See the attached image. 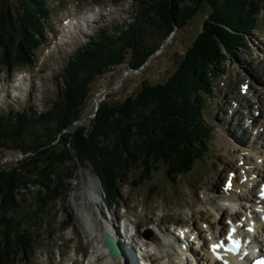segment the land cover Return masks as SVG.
<instances>
[{"label": "trees", "instance_id": "16d2710c", "mask_svg": "<svg viewBox=\"0 0 264 264\" xmlns=\"http://www.w3.org/2000/svg\"><path fill=\"white\" fill-rule=\"evenodd\" d=\"M142 1L149 5L145 4L142 16L154 13V20L167 34L174 27H184L205 3L210 6V12L179 67L164 83L155 86L142 84L123 102L102 104L88 127H79L59 138L58 133L54 136L46 135V132L34 133L21 126L11 132L0 131V148L5 145L6 149L17 150L23 155L29 153V157L17 160V165L10 171H0L1 264L9 263L20 254L25 256L33 249L31 232L24 226V221L31 216L32 222L39 218L37 211L20 219L7 218L6 213L17 211L30 186L38 188L40 211H43L46 204L56 199L65 188L70 175L62 177L60 169L63 167L68 170V167H78L77 162L89 163L106 195L113 197L116 182L139 163L156 162L165 168V175L171 177L172 173L186 172L194 160L199 159V152L192 148L193 143L197 146L192 125L196 112L190 110L193 92L204 90L209 74L220 68L223 58L219 45L223 44L232 55L239 47L246 46L242 34L250 32L253 14L264 0H222L221 5H215L216 0ZM36 4L37 0H11L5 9L0 8V32L6 34L9 26L18 25V52L33 46L28 33L38 21ZM137 28L138 23L111 47L101 43L97 48L111 54L118 53V56L121 50L128 49L136 65L130 66L138 69L153 53L154 47H149L142 36L136 42ZM27 57L25 55L23 59ZM97 58L102 60L104 53ZM71 69L73 82L84 76L89 80L103 70L91 52L87 58L72 64ZM72 95H76L75 90ZM84 96L85 93L81 98Z\"/></svg>", "mask_w": 264, "mask_h": 264}, {"label": "rangeland", "instance_id": "374dc122", "mask_svg": "<svg viewBox=\"0 0 264 264\" xmlns=\"http://www.w3.org/2000/svg\"><path fill=\"white\" fill-rule=\"evenodd\" d=\"M0 1L5 2L6 4L10 0ZM55 1L58 0H49L48 4L53 5ZM79 1L87 2L88 0ZM168 1L169 3L173 2L172 0ZM219 1L220 0H216V2ZM130 2L134 4V14L135 0H128L127 4ZM125 5L126 3L122 4V6ZM146 5L149 6L148 4ZM207 11H210V6H208V8L205 6L204 9H200V12L195 17H192L186 26L182 28H176L163 42L161 41L164 39V30L160 26L155 27L154 25L146 24V33H143L140 36L143 37L149 47L159 46V49L156 51L155 55L150 58V60L146 63L145 67L141 71L129 73V76L126 77L122 82H119V79L124 73L123 71L129 70V65L134 63L131 51L124 56L123 64L113 66L112 70L104 71L102 74L95 76L88 88L89 97L86 103L81 107L82 116L84 114L88 115L91 110H93L95 94L102 89L117 86L116 88L110 91L108 90L109 93L103 95L100 100L101 102L106 101L111 104H118L124 101L128 96L134 95L140 89L143 83L155 85L164 82L177 69L185 51L191 46L193 40L200 32L205 13ZM51 14L53 13H50V15ZM115 16L119 17L120 15L115 14ZM112 21L115 23H119V20L117 18H114ZM257 25L258 26L253 31V34H260L261 41L258 42V39L255 40L246 51L241 52V57L239 59L243 63L242 66L239 65L238 67V65H236L237 67H235L234 65L230 66L229 63H227L228 65L225 67V69H228L230 77H233L234 72L239 70L241 67L242 69L240 72H244L246 68V63L253 62V60L255 59V55H257V52H262V48L264 47L260 43L264 42V24L257 20ZM14 27L15 26L10 28L12 32ZM150 27H152V29H150ZM108 32L111 33L110 30H108ZM140 36L136 38V42L140 41ZM223 47L225 46L223 45ZM117 56L118 53H114L111 54L110 58L112 61H115ZM225 60L226 59H224L223 62L220 63L221 67L225 66ZM235 61L236 60H234V62ZM215 65L217 66V64ZM256 74V71H250L251 76L256 77ZM259 79H261V77H259ZM226 81L227 80L224 79L222 83ZM258 87L259 89H264V86L262 84H256L253 81L252 88L258 91ZM209 95H211V93H209ZM43 103L49 104L50 102L44 100ZM39 112H41V108H38L37 113ZM1 113L6 114V111H1ZM210 113L211 105L208 104L205 119L208 126L212 127V138L214 140H218V135L215 131L216 126L214 125V122L210 119ZM229 118L230 122H232L233 117L230 116ZM238 121H240V119ZM230 126V124L225 126L226 131L229 132L227 133V137H230L232 139L234 138V140H236L237 137L235 135V130H231V128L236 127V123L232 125L233 127ZM241 131L243 132V130ZM222 132L225 135V132ZM238 148L240 149V146H236L235 150H238ZM15 153L16 152L4 150V148L0 150V157L2 159L0 163V171H10L13 167L17 165V160L21 159L22 156L20 154L15 155ZM230 161L231 163H233V157H231ZM205 163H208V159L205 160ZM161 168L162 166L158 165L157 169L152 172L151 180L139 185L138 187H135V189L138 190V192L142 196L147 197V195L153 192L154 188L158 187L159 196L165 199L162 204H160V206L163 208L164 211H172L176 213V215H179L176 210L177 204L184 200L187 196H195L199 199L200 202H202L201 198H203V196L195 195L194 192L195 188H199L200 190L204 188L205 180L207 178L206 176L201 177L200 179L198 177H195L194 174H190L183 177L182 180L178 181L177 184L173 186L166 182L167 180L165 179L164 175H162V170H159ZM60 171L62 173V177L67 174H69L70 177L66 181L64 190L60 195H58L59 199L48 206L46 213L43 215V217L41 216L42 220L40 218L37 223H34L32 222L33 216H31L29 217V219L24 221V226L27 228V224L32 222L30 225V231L34 235L35 242L33 252L29 257V260L23 261V259H20L19 264H55L52 258V251L54 250L56 252L60 249L63 250V248L66 246L65 244L67 237L64 228L54 223V206L56 204L58 207H56V210H63L67 214V218L69 222H71V224L73 225L74 231L78 233L79 239L74 243L78 246L79 249L86 251L88 250V247L93 246V248L97 250L95 247L97 244L99 247H101V244L98 242V233L101 229L100 226L104 227L103 221L105 215L101 214L100 216V212L105 206V199L102 194V190L99 187L100 180L94 174L92 167L86 163H79L78 167L76 168L68 167V170L63 167L62 169H60ZM139 176V170L131 171L129 175H126L125 182L123 185L121 184L120 187L124 188L125 192L129 189L133 191V188L130 186H132L133 183L138 180ZM184 178L186 179L188 185L187 187L184 186ZM118 183L119 182H117L116 184ZM96 188L99 193V196L95 193ZM37 191L38 188L36 186H30L28 191L25 193L23 199L21 200L20 206L16 209L17 211H8L6 213V217L20 219L21 217H26V215L30 214L32 211H38L40 202L39 198L37 197ZM91 193H93L95 198L91 197ZM231 195L237 196V194ZM88 196L90 197V201L88 200ZM99 198L100 201H98ZM125 201H131V194H129V196L125 198ZM147 204H149V201L147 202ZM144 207L149 208L148 205H144L142 208ZM204 207L207 206L204 204ZM200 209L201 207L197 208L194 214V219L197 225H200V223L202 222L200 219L201 216H199L197 213ZM112 211L114 212V215L118 216L117 208L112 209ZM138 212H140V210H138ZM138 215L140 214L138 213ZM202 217L206 220H208L207 218H209L208 216ZM150 223H152V219H148L141 223H136L135 225L138 229L141 226L148 225ZM90 228L92 229V231H90ZM1 229L2 227L0 226V231ZM101 254L102 253L100 252V254H97L95 256L96 261L106 260L104 259L105 256ZM79 260H81V258ZM91 261L94 262V257H91Z\"/></svg>", "mask_w": 264, "mask_h": 264}, {"label": "bare ground", "instance_id": "6f19581e", "mask_svg": "<svg viewBox=\"0 0 264 264\" xmlns=\"http://www.w3.org/2000/svg\"><path fill=\"white\" fill-rule=\"evenodd\" d=\"M110 12V9H106V13H109ZM102 17V16H101ZM92 18V17H91ZM252 72L254 71V69H252L251 70ZM264 72V67H261L260 69H259V71H256V77L254 76H252V82H251V84H253V81H254V83H256V84H260L261 85V81H262V77H261V79H259L258 78V75L259 74H261V73H263ZM262 75V74H261ZM264 86V85H263ZM257 93H258V95H259V98H260V103H261V105L262 106H264V89L263 88H260L259 89V87H258V91L257 90H254L253 88H252V95H253V99H254V101H255V99H256V95H257ZM232 95H231V97L229 98V99H238V98H240V94H238V95H233V93H231ZM250 94V91H248L247 92V96ZM226 95H228V93H226ZM247 97H245L244 98V102L245 103H248L247 102V99H246ZM229 99L227 98L226 99V102L228 103V101H229ZM254 101H252V102H254ZM231 117H233V115H230ZM233 119V118H232ZM239 120V119H238ZM233 122V121H232ZM232 122H230V125L232 126ZM238 122V123H237ZM236 122V127H233V128H231V130H235V132L237 131V129H240V130H243L242 129V127H243V125H242V121H241V119H240V121H237ZM229 125V124H228ZM230 126V127H231ZM223 128V130L222 131H224L225 132V135H226V137H227V133H229V132H227L226 131V128H225V126H223L222 127ZM231 132V131H230ZM245 136H246V133H245V131L243 130V132H242V134H241V136L240 137H238V138H236V142L238 143V144H241L242 142H243V140H244V138H245ZM234 137H235V135H234ZM234 139V138H233ZM238 150H239V148H238ZM234 151H237V150H234ZM238 159H239V156H237V160L236 161H238ZM233 166H235V160L233 159ZM239 188V189H238ZM233 189H235V194H237V196H233V195H231V194H234V193H231V194H227L226 196H223L224 198H222V202L223 203H225V204H227V205H232V206H235V204L238 202V200H240L243 196H244V199H246L245 197L247 196L246 195V193H248V192H246L245 191V186L243 185V184H240V183H235L234 184V187H233ZM249 191V190H248ZM93 198H95V196L93 197ZM240 204H242V203H240ZM222 210V205L219 207V206H216V211H221ZM223 211V210H222ZM208 220L210 219V218H207ZM136 226V225H135ZM209 227H210V229H208L207 231H205L206 232V237L208 238H210V237H212L214 234H219V232L217 231L216 233H214L212 230H211V225H209ZM90 231H92V229L90 228ZM100 232H102V230L100 231ZM103 248H105L104 247V245H103ZM97 251H100L101 252V250H99V249H97ZM104 259H106V258H104ZM175 259V261H177L179 264H184L181 260H177L178 258L177 257H175L174 258ZM107 260V259H106ZM202 260H204V261H208L209 260V256L207 255V254H203L202 256H198L197 257V259H196V261H195V263L194 264H200V261H202ZM118 262V260H107L106 261V263L107 264H117V262ZM93 264V261H91V259H90V261L88 262V264ZM209 264H218V263H216V262H213V263H209ZM237 264H243V261H240V262H237Z\"/></svg>", "mask_w": 264, "mask_h": 264}, {"label": "snow or ice", "instance_id": "6c2138e0", "mask_svg": "<svg viewBox=\"0 0 264 264\" xmlns=\"http://www.w3.org/2000/svg\"><path fill=\"white\" fill-rule=\"evenodd\" d=\"M249 231H251V229H249ZM234 232H235L234 228L229 229V231H228V234L226 236V240L229 242V244H226L225 240L222 239L218 245L214 244V245L211 246V249H212L214 254H217V249L218 248H224L225 251H229L232 254H236L238 252V248L237 247H232L231 246V245H239L240 244V241L236 240L234 238V235H233ZM217 259L218 260H222L223 264H228V262L226 260H223V258L221 256H219V255H217ZM262 264H264V262H262Z\"/></svg>", "mask_w": 264, "mask_h": 264}, {"label": "water", "instance_id": "95a60500", "mask_svg": "<svg viewBox=\"0 0 264 264\" xmlns=\"http://www.w3.org/2000/svg\"><path fill=\"white\" fill-rule=\"evenodd\" d=\"M104 239L106 240V246L109 248L110 255L115 257L118 255L117 247L115 243L107 236L104 235Z\"/></svg>", "mask_w": 264, "mask_h": 264}]
</instances>
